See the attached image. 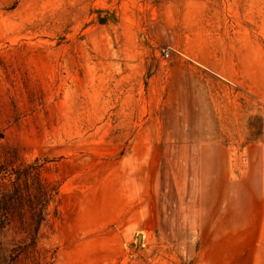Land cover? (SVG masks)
<instances>
[{
    "label": "rangeland",
    "instance_id": "1",
    "mask_svg": "<svg viewBox=\"0 0 264 264\" xmlns=\"http://www.w3.org/2000/svg\"><path fill=\"white\" fill-rule=\"evenodd\" d=\"M0 264H264V0H0Z\"/></svg>",
    "mask_w": 264,
    "mask_h": 264
},
{
    "label": "built area",
    "instance_id": "2",
    "mask_svg": "<svg viewBox=\"0 0 264 264\" xmlns=\"http://www.w3.org/2000/svg\"><path fill=\"white\" fill-rule=\"evenodd\" d=\"M166 55L168 56V53H166Z\"/></svg>",
    "mask_w": 264,
    "mask_h": 264
}]
</instances>
